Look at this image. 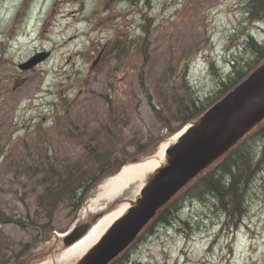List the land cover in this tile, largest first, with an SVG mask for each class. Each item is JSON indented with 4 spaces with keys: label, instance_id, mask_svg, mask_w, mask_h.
Returning a JSON list of instances; mask_svg holds the SVG:
<instances>
[{
    "label": "rangeland",
    "instance_id": "obj_1",
    "mask_svg": "<svg viewBox=\"0 0 264 264\" xmlns=\"http://www.w3.org/2000/svg\"><path fill=\"white\" fill-rule=\"evenodd\" d=\"M242 4L0 0V218L52 220L54 227L48 240L31 250L35 255L22 263L57 264L62 253L83 242L82 237L66 247L64 233L83 222H99L120 203H134L154 171L118 189L101 188L118 171L104 178L78 211L61 207L52 219L40 209L39 196L49 163L55 169L89 167L84 144L98 140L109 145L101 127L111 126L113 116L123 141L131 136L161 139L139 162L155 158L162 142L171 146L180 133L169 134L168 128L178 124L177 100L186 95L183 77L198 95L207 96L216 90L217 76L230 72L233 58L251 56L242 43L247 35L264 41V23L249 21ZM112 40L117 44L108 52ZM36 53L50 55L33 68L19 69ZM262 183L255 181L258 195L249 197L248 212L238 226L224 225V216L215 217L209 202L184 200L178 221L157 224L128 246L126 264H264ZM35 234L30 226L0 221V264H13V256Z\"/></svg>",
    "mask_w": 264,
    "mask_h": 264
},
{
    "label": "trees",
    "instance_id": "obj_2",
    "mask_svg": "<svg viewBox=\"0 0 264 264\" xmlns=\"http://www.w3.org/2000/svg\"><path fill=\"white\" fill-rule=\"evenodd\" d=\"M242 10L249 21L264 23V0H243ZM143 30L148 32L145 27ZM242 43L244 50L251 53V56L233 58L230 72L223 77L217 76V88L211 94L201 97L183 77L182 86L186 95L177 100V126L172 128L165 123L169 127V134L198 119L205 110L264 61V41L249 34ZM116 44L117 40H112L108 44V52H111ZM153 109L158 114L156 108ZM109 123L111 126L103 124L101 127V133L111 141L109 145L106 146L105 142L98 140L84 144L89 167L80 170L75 165V169H55L49 163L42 179L43 192L39 196V207L46 211L48 219H52L61 207H68L73 212L78 211L104 178L115 174L124 164L139 162L143 157L151 155L161 140L156 136L144 139L131 136L123 141L114 116ZM127 146H132V149L127 150ZM46 157L48 158V155ZM256 180H263L259 188H264V120L174 195L144 227L134 242L140 241L146 232H152L157 224H173L174 220L178 221L177 212L181 209V203L189 198L209 202L217 214L215 217L224 216V225L238 226L241 218L248 212L249 197L258 195L254 192ZM0 221L17 222L23 227L30 226L36 230L33 239L24 244L19 254L13 256V264H21L33 255L31 250L48 240L54 231L52 220L38 222L9 216L1 217ZM184 223L186 221H182V224ZM134 242L132 244H135ZM128 261L129 252L124 250L109 264H126ZM2 264H6V261Z\"/></svg>",
    "mask_w": 264,
    "mask_h": 264
},
{
    "label": "water",
    "instance_id": "obj_3",
    "mask_svg": "<svg viewBox=\"0 0 264 264\" xmlns=\"http://www.w3.org/2000/svg\"><path fill=\"white\" fill-rule=\"evenodd\" d=\"M47 56L37 53L19 68H32ZM263 118L264 62L182 130L166 150V162L145 182L135 202L76 264H108L182 187ZM89 228V222L75 226L63 236L64 245L79 240Z\"/></svg>",
    "mask_w": 264,
    "mask_h": 264
},
{
    "label": "bare ground",
    "instance_id": "obj_4",
    "mask_svg": "<svg viewBox=\"0 0 264 264\" xmlns=\"http://www.w3.org/2000/svg\"><path fill=\"white\" fill-rule=\"evenodd\" d=\"M178 135L179 134H175L174 139L177 138ZM162 143L159 145L160 147L158 148L159 150H157L155 158H148L142 162L130 165L134 166L132 168H128L130 166H124L115 176L109 178L104 184H102L101 188L103 187L104 189L106 187L108 188L109 186H115L118 189L121 186H126L131 178L142 177L144 174L155 171L159 166L163 165L166 162V153L164 157V149H166L167 145L166 143ZM107 188L105 189V191L107 190ZM99 196H101L100 193L98 194V197ZM95 201V198L91 199L92 203H94ZM120 204V206L118 205L119 207L117 206L110 213L106 214L104 216V219L101 218L99 222L94 224L87 232V234L82 238L83 242L80 243L74 250H70L68 254L62 253L61 256L58 257L59 261L57 262V264H70L75 258L83 254L93 243H95L109 227V225L115 219L120 217L129 206L128 204H126V202Z\"/></svg>",
    "mask_w": 264,
    "mask_h": 264
}]
</instances>
